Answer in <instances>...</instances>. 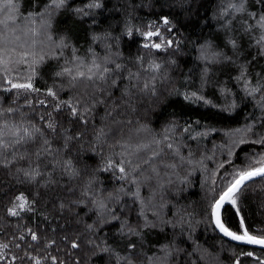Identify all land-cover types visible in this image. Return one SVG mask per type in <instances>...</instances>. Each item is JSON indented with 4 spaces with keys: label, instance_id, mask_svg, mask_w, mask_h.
Masks as SVG:
<instances>
[{
    "label": "trees",
    "instance_id": "1",
    "mask_svg": "<svg viewBox=\"0 0 264 264\" xmlns=\"http://www.w3.org/2000/svg\"><path fill=\"white\" fill-rule=\"evenodd\" d=\"M95 2L101 6L89 7L94 0H65L60 7L53 0H14V21L8 25L22 33L25 23L43 20L50 40L45 45L42 37L36 39L42 50L35 56L28 57L31 44L24 52L6 51L7 61L16 56L9 74H0V110L14 109L5 113L10 125L42 127L51 113L59 131H84L72 121L69 110L62 107L57 112L54 105L85 99L88 82H73L68 74L57 73L65 68L75 71L77 64L87 65L94 56L98 61L108 56L122 69L114 73L116 87L100 84L102 90H87L92 92L86 97L89 102L94 97L103 102L95 103L79 141H72L58 156L42 153L39 159L34 155L41 148L39 139L18 145L20 152L28 150L25 158H17L10 169L0 168V245H7L0 248V264H34L25 253L40 258L41 264H51V256L58 258V264H118V257L130 253L133 264H262L263 250L231 243L216 231L212 209L239 173L264 165V88L249 95L264 84V54L256 43L262 30L250 15L264 13V4L257 0ZM242 2L243 11L229 7ZM249 25L251 31H246ZM148 31H159L166 41H173L172 46L165 42L160 49L144 47L149 41L143 33ZM201 46L220 56L211 63L201 59ZM153 63L161 65L158 73L142 70ZM129 71L140 72L139 81H130ZM153 75L154 94L151 85L147 91L131 87ZM9 81L31 82L39 91L12 89ZM49 90L56 99L47 94ZM110 109L112 116L107 115ZM113 117L120 123H114ZM101 128L106 135L97 141ZM243 130L248 131L244 139L236 138ZM45 136L56 154L63 138L46 129ZM169 143L176 151L167 147ZM155 152L160 154L153 158ZM108 157L126 161L128 179H119L115 169L104 170ZM57 158H71L79 174L70 176L54 166ZM37 166L42 174L35 180L17 171ZM21 194L30 210L16 208L18 215H10ZM117 195L119 199L113 198ZM99 201L106 208L100 209ZM113 214L119 219L113 220ZM222 221L238 234L247 230L264 237V178L246 185L236 206L226 205ZM29 229L39 241L31 239ZM53 240L55 244L46 247ZM72 241L79 247L71 248ZM133 243L136 248L129 249Z\"/></svg>",
    "mask_w": 264,
    "mask_h": 264
},
{
    "label": "snow or ice",
    "instance_id": "2",
    "mask_svg": "<svg viewBox=\"0 0 264 264\" xmlns=\"http://www.w3.org/2000/svg\"><path fill=\"white\" fill-rule=\"evenodd\" d=\"M258 3L264 4V0H257ZM53 3L56 4L57 7L62 6L65 3V0H53ZM100 3L95 2L93 4H90L89 7H100ZM229 7L231 9H235L236 12H240L244 10V3L242 2L239 7H237L236 4H230ZM15 8L14 0H2V9L0 10H8L11 12ZM227 14V11L224 13ZM252 18L256 21V25H258L262 30H264V13H261L258 17L255 13H250ZM11 17H5L4 23L7 22L8 19ZM164 23L168 24L169 21L167 18H164ZM252 26L249 25L246 31H251ZM171 31V29H169ZM131 30L128 31V35H131ZM159 35L158 32L153 33L152 31H148L146 33H143L146 39L150 38L153 35ZM233 46L235 47V41H231ZM256 43L260 45L262 52H264V32L261 33L259 39L256 40ZM173 41L168 40L167 46H172ZM144 47H149L148 44H145ZM151 47L154 49H160L161 44L160 43H152ZM220 56V53L215 51H210L209 46H201V59H204L205 61H208L209 63L215 62L216 59ZM142 60L143 58H139ZM113 64V67H109L108 65ZM122 69V65L118 62H115L111 60L110 57L105 56L102 61H98V59L94 56V58L91 60V62L87 65L84 64L83 61H81L76 66V70L73 71L71 68H65L64 73H57V75L62 74H68L71 77V81L73 82H88L84 84V87L86 89L85 91V99L81 98H74L73 100L68 101H60L56 105H54L55 111L61 112L62 107L69 110V115L76 124L81 125L84 129V131L87 130V126L90 124V113L92 112L93 108L95 107V103L97 102H103V100L99 97H94L91 102H89L86 97L91 96L92 92L87 91L88 89L92 90H102L100 88V84H104L106 86L116 87L117 86V76L114 75L115 72H118ZM161 69L160 64H150L148 69H143V71L151 70L153 73H158ZM243 77V73L241 74ZM128 78L130 81L136 80L139 81L140 79V72L132 73L129 71ZM156 79V76L153 75L150 80H144L142 84L133 83L131 84L132 88H141V90H149L150 85L151 89L153 90L154 94V85L151 84V81H154ZM11 83L12 89L17 90H24V91H39V89H34L31 82H25V83ZM264 88V84H258L255 88L251 89L249 91V95H253L256 91H259L260 89ZM7 91V89H6ZM49 96H52L54 99H56V93L52 90H49L47 93ZM128 91H125V95H129ZM195 95V93H193ZM41 104H44V101H40ZM14 111L11 107L0 110V168L4 169H10L11 166L16 162L17 158L24 159L25 156L28 153V150L25 148L23 152H20L17 146H23L28 143H35L38 139L41 142V148L38 149L34 155L39 159L41 157V154H48V155H57L64 149H67L72 141H79L80 137L84 134V131H76L73 133L71 129L64 128L63 131H59L56 123V119L52 118L51 113H48V119L46 123L43 124L42 127H37L35 124L31 125L30 127L25 126L23 123L19 124H9L7 118H5V113L11 114ZM114 109H110L107 113L108 116H112V112ZM118 116L119 113H116ZM41 121L45 120L44 116L40 117ZM114 123H120V121L116 120L115 117H113ZM45 129L48 130L49 133L54 134L55 136H60L64 140L63 147L61 149H57V153L54 154L52 152V142L45 136ZM106 135L105 129L101 128L99 129L96 140L102 141L103 137ZM159 143V141H157ZM123 147V145H122ZM167 147L169 149H174V145L172 143L167 144ZM10 150H12L10 152ZM159 152H155L153 154V158L156 155H159ZM126 161L121 159L118 162L113 161L111 157H108L106 165L104 170H111L115 169L117 170L121 175L118 177L119 179H128V177L131 175L129 171L125 168ZM127 163H131L128 161ZM54 166H60L62 170L70 175V176H76L79 174V170L76 169L73 165V160L71 158L67 159H60L57 158L55 160ZM174 166V165H171ZM17 171H23L24 175L28 177L30 180H35L38 176H40L42 173L39 169V166L32 167L26 170H22L20 168H17ZM153 172H157L155 168L152 169ZM256 176H264V166L259 168H252L251 170L244 171L239 173L235 179L229 184L228 188L219 196V199L215 201L213 204V215L215 216V223L217 228L227 237H230L234 241H240L242 243L246 244H258L262 247H264V237H257L250 235L247 230L243 232V234H237L236 232L230 231L227 227L224 226V224L220 220V209L223 207V205L227 202L232 204L233 206L237 205V201L239 199L240 194H242V191L245 187V184L247 181H250L253 179V177ZM132 183H137L136 179L132 180ZM123 191V189H122ZM86 194V193H85ZM134 195H138L137 193H134ZM115 199H119V196L113 197ZM16 200L19 201V203L14 204L11 209H9V214L16 216L18 215L16 208L19 209H25L26 207L30 210V204L23 194L16 197ZM142 209L141 214L143 215V205L144 202L141 201ZM98 206L100 209L106 208V205L104 201H99ZM63 207V205H61ZM110 212H114L113 209H109ZM112 219H119L118 215L113 214ZM127 222L125 221L122 224L121 231L123 232V228L126 226ZM241 224L243 225V220H241ZM147 226V224H146ZM154 226V225H152ZM91 225H89V228L91 229ZM129 231L133 235H139L138 232H136L134 229L129 228ZM29 232L31 233V239L33 241H39V236L35 232H31V229H29ZM20 240H23L24 237L20 236ZM67 239V238H65ZM53 244H55V240L51 241L50 243L46 244V247H51ZM7 245H0V248H6ZM19 247V245H17ZM79 247V243L77 241L71 242V248L76 249ZM129 249H135L136 245L130 244L128 245ZM104 251H109V249L105 248ZM170 255V253H168ZM28 259H31L34 261V264H41L40 258H37L35 256L28 255L25 253ZM249 256L252 255V253H248ZM124 260L125 264H133V256L130 253L126 257H118L117 261L119 264V260ZM149 260L152 258L149 257ZM51 264H58V258L56 256H51ZM74 264H78V262H74ZM239 264V262H237ZM262 264H264V261H262Z\"/></svg>",
    "mask_w": 264,
    "mask_h": 264
},
{
    "label": "rangeland",
    "instance_id": "3",
    "mask_svg": "<svg viewBox=\"0 0 264 264\" xmlns=\"http://www.w3.org/2000/svg\"><path fill=\"white\" fill-rule=\"evenodd\" d=\"M0 9H2L1 2H0ZM9 16L11 18L8 19L6 23H4L5 17H9ZM13 21L14 20L12 19V11L9 12L8 10H0V74L2 75L9 74V72L12 70V68H14L16 64V61H15L16 56L8 59L9 61L6 60L8 57V54H6V51L8 50L12 51L10 53H17L18 51L24 52V50H27V48L29 47V44H31L32 49L31 48L30 49L33 50V52L29 53L28 57L35 56L36 54L41 52L40 50H42V49L38 50L36 39H40L42 37L44 39L42 41L43 43H45V45H47L50 40L49 31L47 30L45 21L43 20L41 22L29 21L28 25H26L27 23H25L24 26H27V27L23 26L22 33L18 32L20 28L14 29L12 28V26L10 27V25H8ZM31 22H32L31 24L32 27L29 26ZM157 32L159 33V35L154 34L153 36L147 39V41H149L148 45L150 47L152 43H160L162 46L165 42H167L166 41L167 38L165 37V35H161L159 31ZM262 32H264V30H262ZM153 33H156V32H153ZM10 46L11 48L9 49ZM209 50L211 51L210 48ZM262 53L264 54V52ZM247 132L248 131L246 130L240 131L237 134L236 138L241 137L242 139H244Z\"/></svg>",
    "mask_w": 264,
    "mask_h": 264
},
{
    "label": "water",
    "instance_id": "4",
    "mask_svg": "<svg viewBox=\"0 0 264 264\" xmlns=\"http://www.w3.org/2000/svg\"><path fill=\"white\" fill-rule=\"evenodd\" d=\"M263 166H264V165H263ZM262 178H264V176H256V177H253L252 180L246 182L245 186L248 185V184H250V183H252V182H254V181L260 180V179H262ZM218 199H219V198H218ZM227 204H228V203L226 202V203L223 205V207L220 209V220H221L222 223H223V221H222V212H223V209L226 207ZM213 211H214V210L212 209V222H213V225H214L216 231H217V232H218V233H219L224 239L228 240V241L231 242V243L237 244V245H241V246L249 247V248H252V249H258V250H263V251H264V247H262V246H260V245H258V244H246V243H242V242H240V241H234V240H232L230 237L225 236V235L219 230V228H217V226H216V223H215V216L213 215ZM223 224H224V223H223ZM224 226H225V225H224ZM225 227H226V226H225ZM230 231H231V230H230ZM237 234H238V233H237Z\"/></svg>",
    "mask_w": 264,
    "mask_h": 264
}]
</instances>
